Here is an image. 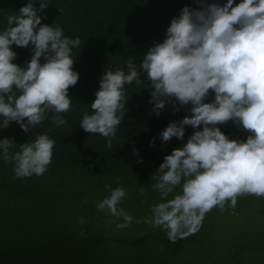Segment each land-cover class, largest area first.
Segmentation results:
<instances>
[{
    "label": "clouds",
    "instance_id": "9594fccd",
    "mask_svg": "<svg viewBox=\"0 0 264 264\" xmlns=\"http://www.w3.org/2000/svg\"><path fill=\"white\" fill-rule=\"evenodd\" d=\"M195 2L197 7L185 6L172 18L163 42H155L139 65L130 57L127 72L105 70L92 111L83 112L80 121L86 133L101 135L111 149L127 112L126 85L147 84L157 116L168 104L175 111L180 110L177 105H191L190 115L170 122L160 133L159 138L169 142L174 137L183 140L186 126L195 129L151 177L163 202L152 206L150 217L136 221L164 229L172 243L196 234L214 207L234 212L238 198L264 197V0ZM36 4L28 0L7 17V27L0 32V129L16 122L28 133L48 119L60 127L66 124L63 114L71 111L69 90L80 79L72 50L81 40L65 36L61 26L42 24L38 13L49 3ZM13 45L31 46L33 54L25 66L13 62ZM211 93L214 99L206 102ZM229 121L249 133L246 140L230 139L221 131L220 125ZM15 146L14 137L0 140V159L13 165L16 178L47 171L55 147L47 133L36 134L13 152ZM150 146H155V138ZM176 189L180 192L167 199ZM138 190L145 194L143 186ZM105 191L110 194L96 208L115 218L106 223L121 230L130 227L134 216L119 206L128 191L110 184ZM79 223H86L84 217Z\"/></svg>",
    "mask_w": 264,
    "mask_h": 264
},
{
    "label": "trees",
    "instance_id": "16d2710c",
    "mask_svg": "<svg viewBox=\"0 0 264 264\" xmlns=\"http://www.w3.org/2000/svg\"><path fill=\"white\" fill-rule=\"evenodd\" d=\"M208 2L223 5L227 0ZM235 2L239 4L240 0ZM27 3L28 0H0V32L7 27V17ZM48 3L38 13L43 17L42 24L61 26L65 36L81 40L80 47L72 50L74 70L80 79L69 90L72 105L71 111L63 114L66 124L56 127L48 119L28 133L16 122L0 129V140L15 138L13 152L19 150L21 143L31 142L36 134L47 133L55 140L52 162L43 175L16 178L13 165L0 159V264H218L219 256L214 253L220 252V246L226 248L220 264H252V257H263L264 223L256 231L252 221L262 219L264 197H240L234 212L229 209L221 213L214 207L196 234L175 243L167 239L164 229L136 223L150 217L152 206L163 202L152 187V175L164 157L182 147L195 129L186 126L183 140L174 137L169 142H163L160 133L170 122L190 115L187 109L191 105H177L180 110L175 111L168 104L157 116L149 103L147 84L138 86L133 82L125 86L127 112L111 149L106 147L104 137L86 133L80 127L82 113L92 111L90 105L96 99L105 70L122 68L127 72L126 61L130 57L139 65L155 42H163L172 18L179 16L185 6L197 7L195 0ZM12 50L17 53L13 62L20 66H25L33 54L31 46L13 45ZM141 79H146V73ZM213 99L211 93L206 102ZM220 128L230 139L246 140L249 135L232 121ZM153 138L155 146H150ZM106 184L113 189L122 185L128 191L119 206L134 216L130 227L121 230L115 223L107 224L106 220L115 218L97 210V202L110 194L105 191ZM140 186L145 188L144 195L138 190ZM179 192L176 189L167 199ZM80 217L86 223L80 224ZM221 222L239 226L242 232L222 241L212 235V227ZM251 226L263 237L244 231ZM81 231L85 234L81 235ZM250 240L260 243L251 245ZM185 244L189 246L187 254H193L176 262L174 254L181 253Z\"/></svg>",
    "mask_w": 264,
    "mask_h": 264
},
{
    "label": "rangeland",
    "instance_id": "374dc122",
    "mask_svg": "<svg viewBox=\"0 0 264 264\" xmlns=\"http://www.w3.org/2000/svg\"><path fill=\"white\" fill-rule=\"evenodd\" d=\"M264 215H262V219H259V220H256V221H252L254 222L253 225H254V229L257 231L259 229H262L260 228L261 225L264 223V219H263ZM252 219V218H251ZM255 219V218H254ZM252 226L250 228H244V231H249L251 232L252 234L256 231L252 230ZM242 232V229L239 227V226H232V225H229V224H225V223H218L216 226H213L212 227V235H214L215 237H217L218 239L224 241L226 239H229L233 234L235 233H241ZM247 233V232H246ZM257 234L259 232H256ZM261 236L262 234L259 233ZM248 236V234H247ZM263 237V236H262ZM254 240H250V243L251 245H256L258 243H260V241L258 243L256 242H253ZM261 243L264 244V240L261 238ZM189 246H187V244L184 245V250L181 252V253H177V254H174L175 256V260L176 262L179 260H182V259H186L188 258L189 256H191L193 253H188L187 254V248ZM219 250L220 252H217V253H214V255L216 256H219V259L216 261V263L220 264V256L222 255H225L226 254V248L223 249L222 246L219 247ZM120 255H123L122 257L124 258L125 255H124V252L123 251H120L118 252ZM252 264H264V256H255V257H252Z\"/></svg>",
    "mask_w": 264,
    "mask_h": 264
}]
</instances>
